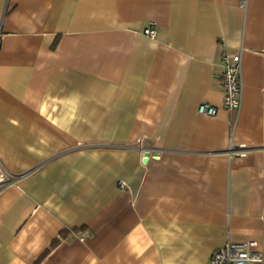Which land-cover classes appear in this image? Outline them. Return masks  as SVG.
<instances>
[{
  "label": "crops",
  "instance_id": "obj_1",
  "mask_svg": "<svg viewBox=\"0 0 264 264\" xmlns=\"http://www.w3.org/2000/svg\"><path fill=\"white\" fill-rule=\"evenodd\" d=\"M249 241L264 253V0H0V264H210Z\"/></svg>",
  "mask_w": 264,
  "mask_h": 264
},
{
  "label": "built area",
  "instance_id": "obj_2",
  "mask_svg": "<svg viewBox=\"0 0 264 264\" xmlns=\"http://www.w3.org/2000/svg\"><path fill=\"white\" fill-rule=\"evenodd\" d=\"M144 34L154 38L156 31L147 28ZM223 64L225 71L223 73V92L224 108L228 112H238L242 106L243 99V75L242 59L240 54H223ZM199 113L207 116H215L216 109L208 104L200 105ZM140 143V141H139ZM124 188V183H120ZM259 244L255 241L245 243H227L219 248L213 255L210 264H264V253L257 250Z\"/></svg>",
  "mask_w": 264,
  "mask_h": 264
}]
</instances>
